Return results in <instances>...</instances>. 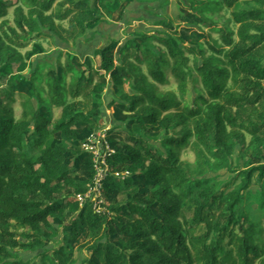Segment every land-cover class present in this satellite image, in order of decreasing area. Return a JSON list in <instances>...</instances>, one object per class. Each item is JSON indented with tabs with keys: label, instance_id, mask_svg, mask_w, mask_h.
Here are the masks:
<instances>
[{
	"label": "trees",
	"instance_id": "16d2710c",
	"mask_svg": "<svg viewBox=\"0 0 264 264\" xmlns=\"http://www.w3.org/2000/svg\"><path fill=\"white\" fill-rule=\"evenodd\" d=\"M111 1L119 0H15L11 12L0 0V264H29L18 250L44 248L59 234L63 242L34 264H73L72 242L84 227L94 257L87 264H264V220L244 204L254 176L264 181V163L242 168L236 189L218 180L238 146L264 155V0H189L198 40L186 44L171 19H160L163 32L138 30L116 58L119 40L96 49V66L71 54L63 61V52L36 64L28 91L16 92L12 75L42 40L75 42L103 22L100 5ZM107 74L125 88L108 105L125 106L136 141L122 143L119 126L107 131L110 168L129 174L106 177L107 208L97 212L68 189L75 161L86 156L79 126L95 131L103 119ZM161 134L162 148L150 141ZM189 151L194 162L184 159ZM134 178L152 184V202L137 186L111 197ZM256 197L264 217V188ZM65 213L75 217L58 231L53 220ZM118 234L120 244L112 241Z\"/></svg>",
	"mask_w": 264,
	"mask_h": 264
},
{
	"label": "rangeland",
	"instance_id": "374dc122",
	"mask_svg": "<svg viewBox=\"0 0 264 264\" xmlns=\"http://www.w3.org/2000/svg\"><path fill=\"white\" fill-rule=\"evenodd\" d=\"M8 5H10V11L13 12L14 7L13 4L15 0H5ZM189 0H119V1H111V3H107L105 5H100L103 13L104 20L100 24H97L93 28H91L87 34L77 39L75 42L70 44H65L59 41L57 38H49L47 40H42V49L38 54L30 56L28 59L27 66L12 75L14 80V84H19L18 88H16V92H20L25 89L24 92L28 91V82L26 81V76L30 73V70L39 63L43 62H51L56 63V58L60 52H63L64 55L62 57L63 61L69 57V55L75 56V59L82 60L85 62L92 63L93 65H97L99 62V57L96 56L95 50L98 48H102L107 45L112 39L119 40V45L116 46L114 50L115 58L119 54L120 47L131 37L135 36V33L138 30L145 31H161L163 32V26L159 25L157 21L160 19H171L174 23V27H177L180 35L184 37V41L186 44L194 42L198 40L202 36V30L199 29L198 25L194 22H191L189 17L190 12L188 9ZM208 30V29H206ZM29 47H32L31 45ZM103 80L107 83L105 89L101 93V99L98 101L99 109L102 112L103 119L99 125L97 130L89 131L86 126H79L82 129L81 139H82V149L85 151V157L81 158L79 161H75V166L73 168V176L76 179V185H73L68 189V192H77V195L88 194L92 192L90 182L88 177L90 175L91 165L89 161H91L92 165L94 164L95 158L98 159V156L101 154L103 150V146H100V142L104 139L109 143L111 147L112 144L109 141V136L106 135V131L110 130L113 126L116 127L115 133H117L122 140V143L130 141L134 143L136 141L135 138H129L126 126H131V123L128 118V112L125 110V106L121 103H117L116 105L109 106L108 104L113 99H120L122 87H115L112 83H109L110 76L109 74L103 78ZM25 85H24V84ZM122 89V90H121ZM127 89V88H126ZM193 93V91H192ZM193 95H187L188 99H192ZM17 99H19V95L17 94ZM14 107L16 110V114L20 115L21 101L20 99L14 103ZM60 113V109H55V117H58ZM112 119V120H111ZM59 134H57V139H59ZM106 136V137H105ZM163 134L158 137H151L150 141L154 144H157L159 147L161 146V140L163 138ZM138 139V138H137ZM94 141L93 146L89 143V150L86 149L85 143L87 141ZM104 140V141H105ZM109 147V148H110ZM108 148V146H107ZM246 150L238 146L233 154V164L230 166V169L224 168L218 173V180H221L223 183L231 182V184L227 187L228 191L236 189L239 187L241 183L240 171L242 168H247L249 166L258 165L264 163V155L262 157H250L248 153L246 154ZM103 157V155H102ZM91 159V160H88ZM184 159L189 160L190 162H194L195 157L193 152H187L184 155ZM249 159V161H248ZM68 160L73 162V158L71 155H68ZM76 162H78L76 164ZM106 162V160H105ZM108 163L110 173L115 174L116 176L126 177L129 174V171L125 166L120 165L118 169L110 168V164ZM93 171L96 172V167L93 165ZM98 177H101V172ZM120 174V175H117ZM257 175V174H256ZM256 175L252 180L251 193L249 197H246L244 204L249 205L246 209L248 212L252 213V219L255 221L264 220L262 213L259 211V199L256 195L261 192L264 188V181L258 180ZM237 177V179H236ZM105 179L102 182L101 189V197L103 198V188H104ZM233 183V184H232ZM133 185H124L123 191H119L115 194H112L111 197H116L117 200L122 198H127L128 193L134 188L138 187L143 194H145V200L147 202H152L153 197V186L149 183H144V180L141 178H134ZM83 191V192H82ZM253 196V197H252ZM99 193H96L92 200H90L91 206L93 209H105L103 205L101 207H96L100 203L98 200ZM98 202V204L96 203ZM65 213L64 217H57L53 220L54 227L60 231L63 226V219L69 220L75 215ZM62 234L47 240L46 246L44 248L36 249L35 251L29 250H18L19 258L24 261H29V264H34L37 261L41 260L40 254L45 250H53L56 249L62 242ZM89 238V232L84 227L80 230L77 237L72 242V254H73V264H87L89 260L94 259L91 252L87 250L84 246ZM122 239L121 235H114L112 237V241L120 244ZM98 262V260H97Z\"/></svg>",
	"mask_w": 264,
	"mask_h": 264
},
{
	"label": "built area",
	"instance_id": "2783aa9c",
	"mask_svg": "<svg viewBox=\"0 0 264 264\" xmlns=\"http://www.w3.org/2000/svg\"><path fill=\"white\" fill-rule=\"evenodd\" d=\"M106 135H107V131H106ZM104 140L102 142H100V144H101L100 146H103V150L101 151V154L98 156V159L95 158L94 164H93L96 167V172L94 173L93 179L90 182L91 190H93V191L89 192L88 194H83V196H81V194L78 195V199L80 200L81 204L85 203L86 201L92 200L93 196L96 193H99L98 200L100 201L99 204L96 201V203L98 204V205H96V207H98V206L101 207V205H103V203H104V199L102 200V197H101L102 182L110 174L108 163H107V157L110 156L114 152L113 147L112 146L110 147L109 143L106 140L105 141ZM89 143H91L93 146L94 141L89 140L85 143V147L87 150H89V147H92L91 145L89 146ZM107 146H108V148H107ZM102 155H103V157H102ZM105 160H106V162H105ZM99 172H101V174H102L100 178L98 177V175L100 174ZM117 175H120V174L117 173ZM95 210H96V208H95ZM102 210L103 209H101V210L97 209L96 211L101 212Z\"/></svg>",
	"mask_w": 264,
	"mask_h": 264
},
{
	"label": "crops",
	"instance_id": "0c3cea01",
	"mask_svg": "<svg viewBox=\"0 0 264 264\" xmlns=\"http://www.w3.org/2000/svg\"><path fill=\"white\" fill-rule=\"evenodd\" d=\"M112 120V119H111Z\"/></svg>",
	"mask_w": 264,
	"mask_h": 264
}]
</instances>
